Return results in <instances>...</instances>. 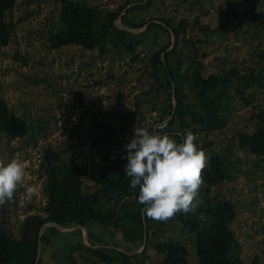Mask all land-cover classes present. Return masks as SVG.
I'll return each mask as SVG.
<instances>
[{
	"label": "trees",
	"instance_id": "trees-1",
	"mask_svg": "<svg viewBox=\"0 0 264 264\" xmlns=\"http://www.w3.org/2000/svg\"><path fill=\"white\" fill-rule=\"evenodd\" d=\"M60 1L62 27L51 29L48 35L49 46L54 50L68 46H77L86 51L99 48L102 56L111 46L116 50H128L137 58L145 45L160 44L149 59L151 66L147 73L153 79V86L148 92H156L157 98L163 93L166 98L160 101L159 106H153L152 110L158 108L160 113L149 126V130H154L156 124L168 118L174 111L172 118L158 125L156 130L163 125L164 131L177 143H183L185 135L191 132L196 137L194 142L198 148L207 152L206 155L210 159L202 172L204 183L199 192L203 204L196 214L177 213L167 222L153 220L145 216V206L138 202L139 189L130 186V178L125 175L124 168L109 165L111 162H118L119 157L113 159L108 154L103 156L106 164L100 165L97 174L90 175L95 181L91 192L84 189V181L88 177L87 169L74 158L59 159L46 167L45 213L27 215L22 220L20 236L7 225V214L10 208L19 206L25 187L21 185L13 200L0 206V264H35L40 240L42 254L38 264H46L51 248L55 252L64 251L65 255L60 264H76L73 255L75 251H78L83 259L88 257V261H93V264L99 261L106 264H146L151 258V247L162 256L160 264H190L186 245L175 238H164L166 233L173 231L175 227L186 229L194 235L193 242L198 258L195 264H247L241 257V244L230 228V223L237 215L236 205L222 191L225 182L232 179L228 151L216 147L214 139L210 136L224 132L228 127L231 107L239 96L246 105L254 106L252 116L257 121L251 131H240L236 138L249 153L264 157V104L256 102V93L246 95L248 89L261 82L264 84V41L261 40V31H264V10L259 11L254 0H241L247 7L244 9L247 18L243 24L249 35L247 40L251 44L248 49L249 57H244L241 65L235 63L228 69L222 67L206 74L203 61L206 53L201 51L198 43L208 42L209 36L221 30L225 23L217 28L212 27L203 23L200 12L192 22L194 27L197 26L204 33L205 39L187 37L190 19L170 14L171 10H179L178 4H183L180 0L179 3L169 0L171 4L176 2L175 5L163 0L167 6L166 11L159 2V17L149 11L155 6L154 0H126L125 4L112 9L88 4L82 0ZM17 2L18 0H0V47L10 44L14 30L28 16L24 15L15 21V18L9 15ZM131 3L135 4L129 7L121 18L125 26L140 29L154 19L162 22H151L140 34L121 29L115 21ZM251 9L255 12H251ZM230 15L228 12L227 18ZM172 32L176 37L175 47L166 51L171 46ZM181 40L186 43L183 49ZM17 59L27 61L21 54L17 55ZM52 74L60 76L56 72ZM73 89L68 105L82 107L85 104L84 91ZM173 99L176 100L175 109ZM28 110L26 108V111ZM87 113L84 109L83 115ZM24 115L17 113L6 99L0 98V135L10 138L25 136L30 124ZM132 115L137 116V111ZM127 116L122 115L123 123L126 122ZM100 126L105 131L95 135L93 142L106 145L113 143L114 136L120 131L107 123H100ZM102 199L115 207L114 221H111L108 215L103 216L109 208L101 210L98 207ZM200 213H203L204 220L199 218ZM144 218L148 230L146 248L137 253L143 246ZM48 221L58 222L66 228L83 225L89 230L90 244L105 246L93 248L84 244L83 239L70 241L74 234H82L83 231L79 229L65 233L54 225L45 227L40 238L41 228ZM107 237L115 241H105ZM60 241L65 242L67 246L60 247ZM252 264L258 263L254 260Z\"/></svg>",
	"mask_w": 264,
	"mask_h": 264
},
{
	"label": "rangeland",
	"instance_id": "rangeland-1",
	"mask_svg": "<svg viewBox=\"0 0 264 264\" xmlns=\"http://www.w3.org/2000/svg\"><path fill=\"white\" fill-rule=\"evenodd\" d=\"M82 1L106 9L126 2ZM176 1L179 3V0ZM180 1L183 4H178L179 10H171L170 14L190 19L187 37L205 39L204 33L197 26L194 27L192 22L200 12L203 23L212 27L217 28L225 23L221 30L209 36L208 42L198 43L201 51L206 53L203 58L206 74L222 67L228 69L235 63L241 65L244 57H249L248 49L251 44L247 40L249 35L243 24L247 18L244 12L247 7L241 0ZM159 2L160 0H154L155 6L149 9L155 17L161 15ZM254 2L259 11L264 10V0ZM168 4H171L169 0ZM175 4L177 3L173 2L171 5ZM60 10V0H18L9 15H12L15 21L24 15L28 16L14 30L10 44L0 47V98L6 99L17 113H24L30 124L28 133L23 137L10 138L0 135V161L7 163L17 158L25 166L22 183L25 191L19 206L10 208L7 214V225L11 226L18 236L22 220L27 215L45 213L47 195L44 180L48 165L59 159H76L88 171L84 189L91 192L95 181L90 175L97 174L100 165L106 164L103 156L108 154L113 159L119 157L118 162H111L109 165L125 168L127 159L124 145L134 136L135 127L149 129L160 113L158 108L153 111V106H159L160 101L166 98L163 93L157 98L156 92H148L153 86V79L147 73L151 66L149 59L160 44L145 45L137 58L128 50H116L111 46L102 56L99 48L86 51L77 46H68L54 50L49 46L48 35L51 29L62 27ZM228 12L231 15L227 18ZM251 12L255 10L251 9ZM261 40L264 41V31H261ZM185 47L186 43L181 40V49ZM18 54L24 56L27 61L17 59ZM54 72L60 76H54ZM263 85L261 82L248 89L246 95L254 92L258 95L256 102L264 104ZM73 88L84 91L85 104L82 107L68 105ZM26 108L29 110L26 111ZM84 109L88 111L85 115ZM253 109L252 104L246 105L242 98L237 96L231 107L228 127L224 132H217L210 137L214 139L216 147L228 151L232 179L225 182L222 191L236 205L237 215L230 223V228L241 244V257L247 264H252L254 260L258 264H264V157L249 153L236 138L240 131H251L255 127L257 119L252 116ZM136 111L137 116L133 117L132 114ZM124 114L128 115L125 123L121 119ZM100 123H107L120 131L114 136L113 143L106 145L93 142L95 135L105 131ZM32 185L38 187V192L29 196L26 189ZM98 207L101 210L109 208L103 216L108 215L111 221L115 220V207L110 203L102 199ZM84 233L77 232L70 241L83 239ZM165 237L183 242L188 250V262H198L193 242L195 237L192 233L175 227L173 231L167 232ZM105 241L113 243L115 240L107 237ZM62 245L67 246L65 242L60 241L59 246ZM64 255V251L55 252L51 248L46 264H60ZM73 255L76 264H93V261H88V257L81 258L78 251ZM149 255L151 258L146 264H160L162 256L152 247L149 249ZM95 264L106 263L99 261Z\"/></svg>",
	"mask_w": 264,
	"mask_h": 264
},
{
	"label": "clouds",
	"instance_id": "clouds-1",
	"mask_svg": "<svg viewBox=\"0 0 264 264\" xmlns=\"http://www.w3.org/2000/svg\"><path fill=\"white\" fill-rule=\"evenodd\" d=\"M195 140L188 132L183 143H177L163 125L152 131L135 127L134 136L124 145L127 159L124 172L130 178V186L139 189L138 202L145 206L146 217L167 222L177 213L196 214L203 204L199 197L204 183L202 172L210 158ZM240 155L243 157L242 152ZM24 177L21 160L0 161V206L14 199ZM26 191L34 196L38 187L32 185ZM199 218L205 219L203 213Z\"/></svg>",
	"mask_w": 264,
	"mask_h": 264
},
{
	"label": "water",
	"instance_id": "water-1",
	"mask_svg": "<svg viewBox=\"0 0 264 264\" xmlns=\"http://www.w3.org/2000/svg\"><path fill=\"white\" fill-rule=\"evenodd\" d=\"M160 3L163 5V9H164V11H166V10H167V6H166V4L164 3V1H163V0H160ZM134 4H135V3H131L130 5H128V6L122 11L121 15L116 19L115 23H116V24L118 25V27H120L121 29L127 30V31H129V32H131V33H133V34H140V33H142L144 30L147 29L148 24H150L151 22H153V21L162 22V21H160V20H156V19H154V20L149 21L144 27H142V28H140V29H133V28H130V27L125 26V25L121 22L122 15L126 12V10H127L129 7H131V6L134 5ZM175 43H176V37H175L174 33L172 32L171 46H170L166 51H169V50L173 49V48L175 47ZM163 56H164V54H163ZM163 60H164V58H163ZM174 86H175V85H174ZM173 97H175V89H173ZM175 107H176V100H175V102H174V106H173V108L175 109ZM174 109H173V110H174ZM173 114H174V111L172 112V114H171L168 118H166V119H164L162 122L156 124L155 127H154V130H156V127H157L158 125H160V124H162V123H165V122L169 121V120L172 118ZM150 122H151V121H150ZM150 122H149V124H150ZM144 223H145V231H144L143 246H142V248H141L140 250L137 251V253H140V252L144 251V249L146 248V242H147V237H148V230H147V228H146V219H145V218H144ZM50 225H54V226L58 227L59 230H60L61 232H65V233H71V232H74V231H76V230L81 229V230H83V231L85 232V233H84V238H83V243H84V244H86L87 246H91V247H93V248H100V247H102V246H105V245H92V244H90V243H89V230H88L85 226L80 225V224L77 225V226L71 227V228H66V227H64L62 224H60V223H58V222H55V221H48V222H46V223L43 225V227L41 228L40 238H41L42 235H43V231H44L45 227L50 226ZM110 247H115V246H110ZM120 249H121V248H120ZM122 250H124V249H122ZM124 251H126V250H124ZM126 252H127L128 254H130V252H128V251H126ZM41 253H42V244H41V240H40V241H39V248H38V253H37V258H36L35 264H38V263H39V260H40V258H41Z\"/></svg>",
	"mask_w": 264,
	"mask_h": 264
}]
</instances>
